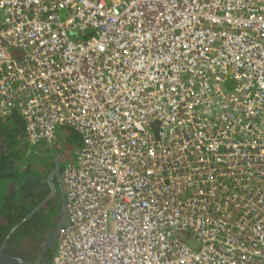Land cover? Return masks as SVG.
I'll use <instances>...</instances> for the list:
<instances>
[{
    "label": "built area",
    "instance_id": "built-area-1",
    "mask_svg": "<svg viewBox=\"0 0 264 264\" xmlns=\"http://www.w3.org/2000/svg\"><path fill=\"white\" fill-rule=\"evenodd\" d=\"M12 110L79 138L49 264H264V0H0Z\"/></svg>",
    "mask_w": 264,
    "mask_h": 264
},
{
    "label": "trees",
    "instance_id": "trees-1",
    "mask_svg": "<svg viewBox=\"0 0 264 264\" xmlns=\"http://www.w3.org/2000/svg\"><path fill=\"white\" fill-rule=\"evenodd\" d=\"M64 129H58L57 142L77 148L78 136ZM47 148L43 142L29 144L23 139L17 112L0 115V240L6 238L7 243H12L21 239L32 245L57 224L61 200L54 175L50 179L53 192L49 193L46 179L54 158ZM58 169L60 172V165Z\"/></svg>",
    "mask_w": 264,
    "mask_h": 264
},
{
    "label": "flooded vegetation",
    "instance_id": "flooded-vegetation-1",
    "mask_svg": "<svg viewBox=\"0 0 264 264\" xmlns=\"http://www.w3.org/2000/svg\"><path fill=\"white\" fill-rule=\"evenodd\" d=\"M57 167V171H58ZM59 172V171H58ZM57 184V180H56ZM63 216V213L60 212L58 220ZM52 228H49L44 234L43 237L39 240V242H36L32 245L25 244L22 242V240H16L12 243L6 242V238H3L0 240V251L18 256L22 258L24 261H26L29 264H44V262L50 261V252L52 251L51 248L53 245H55V239L52 241L50 246L42 251L43 248V241L46 237V235L51 233ZM53 253V252H52ZM42 256V258H41Z\"/></svg>",
    "mask_w": 264,
    "mask_h": 264
},
{
    "label": "water",
    "instance_id": "water-1",
    "mask_svg": "<svg viewBox=\"0 0 264 264\" xmlns=\"http://www.w3.org/2000/svg\"><path fill=\"white\" fill-rule=\"evenodd\" d=\"M55 161V159H54ZM55 174L56 176V180H57V186L59 187V196H60V200H61V212L63 213V216L58 220L57 224L52 228L51 233L46 235L44 241H43V248L42 251L46 250L50 244L52 243V241L55 239V234H56V230L59 228V226L62 224L63 220H64V211H63V204H64V198H63V191L61 188V184L59 181V173L57 171V165L54 164L53 169L49 172L48 176H47V183L49 184V189H50V194L53 192V187L51 185V177L52 175ZM42 258V256H41ZM0 264H29L26 261H24L22 258L0 251ZM44 264H48V262H44Z\"/></svg>",
    "mask_w": 264,
    "mask_h": 264
},
{
    "label": "rangeland",
    "instance_id": "rangeland-1",
    "mask_svg": "<svg viewBox=\"0 0 264 264\" xmlns=\"http://www.w3.org/2000/svg\"><path fill=\"white\" fill-rule=\"evenodd\" d=\"M62 16H63V14H61V17ZM63 128H66V129H64V132H67V133L70 132L69 130H72L68 127H63ZM52 146H54V147L52 148L51 146H49V148H47V152H49L50 156L52 155V157L55 158V161L53 159V166H54V164H56L57 167H58V165H60V168H62L63 165H65L66 163L73 162L74 150L76 149L77 145L73 144V146L71 148L70 145H62V143L56 141V142H54V144H52ZM53 175L55 176V174H53ZM58 192H59V187H58Z\"/></svg>",
    "mask_w": 264,
    "mask_h": 264
},
{
    "label": "crops",
    "instance_id": "crops-1",
    "mask_svg": "<svg viewBox=\"0 0 264 264\" xmlns=\"http://www.w3.org/2000/svg\"><path fill=\"white\" fill-rule=\"evenodd\" d=\"M56 141H57V139H56ZM64 142H66V141H64ZM60 143H61V140H60ZM65 145V144H64ZM46 146H48V145H46ZM54 146H52V148H53ZM71 148H72V146H71ZM55 159V158H54Z\"/></svg>",
    "mask_w": 264,
    "mask_h": 264
}]
</instances>
